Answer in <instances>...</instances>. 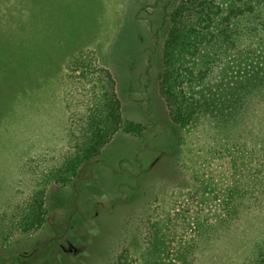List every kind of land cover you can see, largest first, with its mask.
Segmentation results:
<instances>
[{
	"label": "rangeland",
	"instance_id": "1",
	"mask_svg": "<svg viewBox=\"0 0 264 264\" xmlns=\"http://www.w3.org/2000/svg\"><path fill=\"white\" fill-rule=\"evenodd\" d=\"M202 1L0 0V264H182L201 211L225 213L232 162L261 165L264 97L235 126L171 111L256 81L264 0ZM111 93L138 135L103 123ZM263 232L264 206L243 212L193 264H239Z\"/></svg>",
	"mask_w": 264,
	"mask_h": 264
},
{
	"label": "trees",
	"instance_id": "2",
	"mask_svg": "<svg viewBox=\"0 0 264 264\" xmlns=\"http://www.w3.org/2000/svg\"><path fill=\"white\" fill-rule=\"evenodd\" d=\"M212 1V2H210ZM203 0L201 6L210 9V11H215L216 13L221 12L225 9V6H229L228 14L232 16V13L239 11L237 0ZM248 19V18H247ZM242 20L241 27H252V31H257V26H255L251 21ZM179 30L178 26L172 27L165 41V52H170L177 44L179 45ZM257 41H261L258 38ZM246 51L248 53L255 54L258 49L254 44L246 39ZM165 62L164 65H168L166 61L167 54L164 53ZM242 61L239 60L238 65H241ZM244 69V68H243ZM244 71H247L246 68ZM246 82L242 86L234 88L231 92H228L227 98L223 99L222 92L218 94L214 93L211 97L204 99L201 102H194L188 106L179 107L178 112L171 111V120L178 127H183L187 125L192 117L200 112H203L205 108H209V112L217 122L228 123L231 122L230 126H235L239 124V118H237V112L242 110L248 117L253 111L254 100H261L264 97V71L262 68L258 69L256 73V81L254 76L248 74L246 76ZM243 91V93H241ZM167 102L169 101L166 98ZM110 106L105 110L103 116L104 124H108L111 127V132L113 134L120 128L126 133H139V125H134L131 123H123L120 114L118 112V102L116 100L115 94L111 93L109 96ZM238 107H241L239 109ZM254 130L250 129L249 134L254 135ZM256 135V133H255ZM262 140V145L260 148L261 154V165L256 167L252 166L250 160L245 161H234L233 166V176L230 180V197L225 203V213L219 214L218 204L213 201L211 206L214 205V213L211 216H205L202 213L201 216L195 219V225L197 230H195L194 238L189 240L187 243L181 245V253L179 257L182 264H193L198 248L204 243L209 244L215 237L219 236L222 231H228L239 219L243 212L255 211L261 209L264 206V138L260 137ZM255 154V152H254ZM256 156V154H255ZM234 160H236V153L232 154ZM241 166V167H240ZM240 167V168H239ZM204 188L201 189V192ZM207 192V191H206ZM202 206L206 207V201L201 202ZM42 218L38 220V227L42 225ZM159 237L156 236L155 244L159 241ZM158 247V246H157ZM177 251H179L177 249ZM177 251H172L171 253H178ZM241 253V251H240ZM239 253V254H240ZM243 259L239 264H264V232L253 240L250 250L243 255ZM220 258V257H217ZM215 262V261H214Z\"/></svg>",
	"mask_w": 264,
	"mask_h": 264
},
{
	"label": "flooded vegetation",
	"instance_id": "3",
	"mask_svg": "<svg viewBox=\"0 0 264 264\" xmlns=\"http://www.w3.org/2000/svg\"><path fill=\"white\" fill-rule=\"evenodd\" d=\"M52 239H54V238H52ZM52 239H50V241H51ZM36 250H38V249H36ZM70 251H71V250H70Z\"/></svg>",
	"mask_w": 264,
	"mask_h": 264
}]
</instances>
